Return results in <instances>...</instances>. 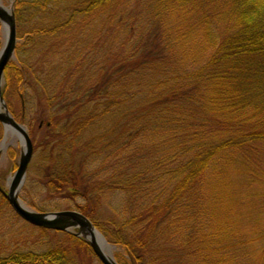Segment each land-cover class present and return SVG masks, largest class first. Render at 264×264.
Segmentation results:
<instances>
[{
	"label": "trees",
	"instance_id": "obj_1",
	"mask_svg": "<svg viewBox=\"0 0 264 264\" xmlns=\"http://www.w3.org/2000/svg\"><path fill=\"white\" fill-rule=\"evenodd\" d=\"M13 11L20 42L2 95L34 144L42 133L46 172L24 201L43 212L60 209L45 195L81 198L118 264H264V0ZM16 219L0 192V233ZM24 223L40 251L0 239V264H92L83 238Z\"/></svg>",
	"mask_w": 264,
	"mask_h": 264
},
{
	"label": "water",
	"instance_id": "obj_2",
	"mask_svg": "<svg viewBox=\"0 0 264 264\" xmlns=\"http://www.w3.org/2000/svg\"><path fill=\"white\" fill-rule=\"evenodd\" d=\"M0 25L4 40L0 48V123L4 131L1 146L7 135L16 137L20 143L17 168L7 179L6 190L0 187V191L14 212L23 220L47 229L60 231L77 229L76 235L85 238L101 264H118L113 255L114 247L86 216L73 210L36 212L30 209L19 196L32 158L33 144L27 128L11 115L1 89L4 70L13 57L17 42L16 20L12 5L7 7L0 4Z\"/></svg>",
	"mask_w": 264,
	"mask_h": 264
},
{
	"label": "rangeland",
	"instance_id": "obj_3",
	"mask_svg": "<svg viewBox=\"0 0 264 264\" xmlns=\"http://www.w3.org/2000/svg\"><path fill=\"white\" fill-rule=\"evenodd\" d=\"M12 1L13 0H0V4L9 7L11 6ZM1 28L2 27L0 26V41H1L0 48L2 47L3 41H4ZM18 42L20 41L16 42V46ZM13 59L14 57L11 60ZM9 101L13 105V108L16 110V112H18V105H19L18 99L14 95H11V99ZM33 105L34 107H33L32 114L36 116L38 112L40 111V106L38 105V103H35V102H33ZM34 130H36L32 134V137L36 139L35 144L33 143L34 152H33L32 158L29 163L28 173H27V178H26V182L29 183V188L32 189V193L38 192L37 190L38 186L43 185L44 182L42 183L41 180L45 181L44 176L46 175V172L43 169L42 163L41 164L38 163L39 158L41 157V150L43 149L42 146H39V142H40L39 138L42 136V133L41 135H39V131H37L36 127L34 128ZM3 135H4V131L2 134V138H3ZM2 140L3 139L0 140V185L2 188L5 189L7 185V178L12 175V173L14 172L16 168V163L18 161L19 153H20V143L16 137L12 138L10 135L6 136V139L4 140L3 145L1 146ZM36 164H39V165H36ZM65 191L66 190L61 191V192L64 193ZM21 193H20V196H21ZM51 197L52 198H48V196L45 195L42 199H47L48 203L50 202L58 203V206L55 207V208H60L58 210H68V209L76 210L74 207L75 202H81V198L75 199V202L71 201L69 198L64 199L63 194L61 193L52 194ZM30 200L32 201V199ZM6 219H9L8 216H5V220L3 218L1 221V222H4L3 224L4 227L9 226L7 223L9 220H6ZM7 232L8 231L5 230L2 233H0V239H4L6 243H9V244L18 243L19 245H22V244H25V241H26L28 244V248L25 247V249L40 251L39 248L33 244L34 242L33 239L35 238L36 240L40 238V236L35 235V233L37 234V231L35 228L27 226L23 221H19L16 219V222L14 221L13 227L11 229V232H13L12 235L8 234ZM116 250L119 251V249L114 248V252ZM91 260H92V264H100L99 261L94 256L91 258Z\"/></svg>",
	"mask_w": 264,
	"mask_h": 264
}]
</instances>
